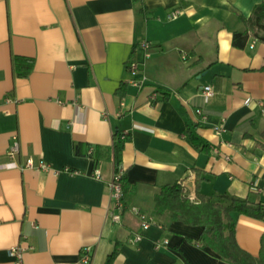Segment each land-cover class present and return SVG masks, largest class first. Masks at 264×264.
<instances>
[{
  "label": "crops",
  "instance_id": "crops-1",
  "mask_svg": "<svg viewBox=\"0 0 264 264\" xmlns=\"http://www.w3.org/2000/svg\"><path fill=\"white\" fill-rule=\"evenodd\" d=\"M261 1L0 0V264H14L15 246L23 264H86L85 247L88 264H104L115 245L113 264L222 263L188 241L201 227L154 215L155 195L180 183L194 198L198 171L205 196L264 206V43L231 44L245 29L235 11L249 17ZM13 56L31 62L25 75ZM188 127L214 150L194 149ZM124 132L119 170L134 192L118 210L113 160L93 155ZM13 141L17 167L7 169ZM28 158L51 168L22 169ZM234 230L257 255L264 221L237 215Z\"/></svg>",
  "mask_w": 264,
  "mask_h": 264
},
{
  "label": "trees",
  "instance_id": "trees-1",
  "mask_svg": "<svg viewBox=\"0 0 264 264\" xmlns=\"http://www.w3.org/2000/svg\"><path fill=\"white\" fill-rule=\"evenodd\" d=\"M139 1L133 0L137 5L140 4ZM235 13L245 25V29L232 33V46L243 48L250 38L264 43V0L253 8L249 17H244L239 11H235ZM12 61L15 69H19L21 65L22 69L24 66L25 69L20 73L21 75H25L31 68V62L26 61L23 57L13 56ZM118 93L120 96L123 95V86H120ZM195 126L191 127L195 128ZM191 127H188L187 133L194 149L206 154L214 150L210 144L201 142ZM260 133L259 136L264 140V131ZM120 138V135L113 136L110 149H97L93 155L96 160L102 157H111L114 163V172L119 171L122 142ZM257 146L264 148V142L263 144L257 143ZM78 148V145L75 144V154H81ZM201 180L200 173L196 171L195 197L192 199L184 194L180 183L163 185L159 193L155 195L154 215L164 218L167 222L177 221L188 226L201 227L198 237L195 240L187 238L188 241L199 248H209L219 256L221 264H264V231L260 236L258 254L253 256L238 246L234 230L237 215L264 221V206L261 203H254L245 198L237 199L226 194H220L216 198L207 197L200 192ZM120 183L123 193L122 202L126 204L134 192V186L123 173L120 176ZM118 253L119 248L115 245L104 264H113Z\"/></svg>",
  "mask_w": 264,
  "mask_h": 264
},
{
  "label": "built area",
  "instance_id": "built-area-1",
  "mask_svg": "<svg viewBox=\"0 0 264 264\" xmlns=\"http://www.w3.org/2000/svg\"><path fill=\"white\" fill-rule=\"evenodd\" d=\"M177 11L172 12L169 15V19H174L177 16ZM140 46L143 48H147L148 45L145 42H141ZM136 70V66L135 65H131L129 67V71L134 74ZM202 95L205 101L208 100L209 97H211L213 95V90L212 87L210 85H206L203 87L202 90ZM246 103L250 102V98H247L245 100ZM259 105H261V103H259ZM198 114H201L200 110H197ZM202 118H205L204 115H202ZM215 130H217V128H215ZM126 132H124L121 135V140H124L126 137ZM10 147L8 149L7 152V156L9 157V161L7 163H5L3 165L4 168H16L17 164L15 163V161H13L14 155L17 152L18 146L17 143L15 141H13L12 143H10ZM23 168H36L39 169L41 171H49L50 170V166L48 163H46L45 161L41 160L39 161L36 165H34L33 161L31 158H28L25 162V165L22 167ZM65 171L69 172L70 174H75V171H71L69 170V168H64ZM122 172L119 170L118 172H114L113 176H112V181H110L109 183V189H110V197H111V207L112 209H121L122 207V187H121V183H120V176H121ZM94 175L98 176V171L95 170L94 171ZM137 212V215L139 216V220H140V226L142 230H146L149 227V217L145 214V213H141L140 211H135ZM111 218L113 221H118L120 216L119 213H113L111 215ZM141 239V236L139 234H137L133 240L134 241H138ZM164 243H167V241L165 240ZM159 246H161V243L157 242L155 244V248H158ZM14 257H15V261L14 264H23L22 260H21V255H22V248L20 246H15L11 249L10 252ZM90 258H91V250L89 247H85L82 249L81 251V261L83 263L88 264L90 262Z\"/></svg>",
  "mask_w": 264,
  "mask_h": 264
}]
</instances>
